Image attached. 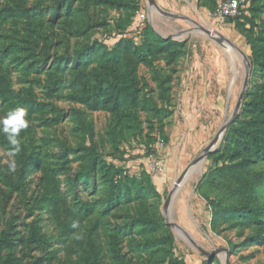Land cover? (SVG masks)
Here are the masks:
<instances>
[{
	"label": "rangeland",
	"instance_id": "rangeland-1",
	"mask_svg": "<svg viewBox=\"0 0 264 264\" xmlns=\"http://www.w3.org/2000/svg\"><path fill=\"white\" fill-rule=\"evenodd\" d=\"M59 1L0 0V10L8 14L0 24V46L14 42L17 47L3 62L10 96L0 104V115L18 107L11 104L29 101V127L20 139L27 154L40 158L37 168L22 173V160L15 156L17 169L9 172L10 146L0 134V236L8 234L18 264H82L93 223L104 264H158L159 252L152 253L145 241L167 235L171 254L187 264H263L264 242L247 243L253 229L244 227L239 216L217 220L212 230L211 205L204 197L240 205L235 178L223 172L220 166L226 162L218 156L230 123L238 114L244 117L250 93L264 94L260 71L250 72L249 40L255 30L243 15L232 22L219 18L216 11L222 0H152L150 6L149 0H138L134 13L89 0L75 3L68 14ZM255 5L257 9L243 14L258 25L264 22V0ZM142 10L145 25L161 38L181 42L182 51L173 63L158 60L139 66L141 99L134 115L141 132L133 134L127 109L117 116L72 97L71 66L75 55L89 47H110L124 37L138 43ZM233 46L249 64L243 94L244 58ZM238 59L242 69L235 72ZM60 60L63 71L55 69ZM99 62L100 57L93 58L87 68L89 90L100 83L92 75ZM159 78H169L171 97L160 135L153 131L158 120L149 108L164 107ZM152 134L166 142L157 152L164 168L161 175L149 173L145 150L152 144L156 151L149 140ZM108 164L120 169L121 193L129 190L131 197L105 211ZM255 166L262 169L264 163ZM86 172L88 181H79ZM125 173L139 179L144 195L134 194L135 186L123 179ZM147 174L157 194L145 186ZM50 181L57 183V197L50 196ZM258 189L264 199V180ZM142 208L155 224L151 230L138 223ZM73 221L79 228L71 227ZM33 225L39 226L38 241ZM78 233H83L82 239L75 238Z\"/></svg>",
	"mask_w": 264,
	"mask_h": 264
},
{
	"label": "trees",
	"instance_id": "trees-1",
	"mask_svg": "<svg viewBox=\"0 0 264 264\" xmlns=\"http://www.w3.org/2000/svg\"><path fill=\"white\" fill-rule=\"evenodd\" d=\"M79 1L89 0H60L59 4L66 13H69L71 7ZM96 3L109 6L117 11L124 9L126 12L134 13L138 8V0H95ZM257 0H249L247 6L242 10L241 16L246 22L250 24V30L254 31L253 39L249 40L251 45V73H255L256 69L260 71L263 77L264 85V22L261 21L258 25L255 24L254 19L246 16L245 13L250 10L257 9L255 5ZM54 7V6H53ZM58 5L53 9L56 12ZM6 11L11 10L5 8ZM20 13H24V9H19ZM35 12H37L35 10ZM8 14H4L0 10V24L1 21ZM240 16V15H239ZM239 16L234 18H226V22H232ZM146 21V20H145ZM139 42L136 43L132 37L120 38L117 42L113 43L110 47L98 46L97 48L89 47L82 52L77 53L71 66L73 77L70 81L71 88L73 89V98L85 102L91 109H106L111 113L119 116L120 111L127 109V117L129 124L132 126V133H140V123L135 117L134 112L138 109L141 99L139 89L138 69L142 65H151L155 61L163 60L166 63H173L182 51V43L171 38H161L151 26L144 22L143 27L139 28ZM250 38V37H249ZM17 51L16 44L10 42L6 47L0 46V104L7 103L10 96V82L3 69V62L6 55ZM100 57L99 65L92 71L93 76L99 77V84L89 90V78L87 77L90 60ZM64 62L60 60L55 65V69L63 71L65 69ZM169 78H159L158 86L159 97L164 104V107L159 109L149 106L154 110V116L158 120L157 128H153L156 133L163 131V114L168 115L170 102V86ZM250 99L244 104L243 118H239V114L230 123L229 129L224 136V147L218 159L223 160L224 164L220 166L223 172L228 175H233L235 184L233 188L240 195V205H233L232 202L226 199L214 200L204 195L205 199L211 205V219L210 225L212 230H216V221L225 219L232 215L240 217V223L244 227L252 228L253 233L249 236L247 243L264 242V199L260 197L261 192L258 189L259 184L264 180V168L259 169L256 163H264V94L250 93ZM18 105L27 110V119L30 117L31 105L29 101L23 100L20 103L16 102L11 105ZM150 105V104H149ZM143 106H148L147 102L143 100ZM14 108H17L16 106ZM13 108V109H14ZM130 126V127H131ZM156 134L149 137L151 142H156ZM165 141V138L160 137ZM22 150L17 154V158L22 160V173H30L37 168L40 163L38 156L26 153V146L21 141ZM153 151L152 144H148L145 152L149 155ZM89 157H91L89 155ZM94 157V156H93ZM92 157V160H93ZM105 184L107 187L106 194V210L115 207L122 200L130 199L131 194L129 190L121 193V184L117 177L120 169L114 165L108 164L106 168ZM89 173H81L78 176L79 181L87 182ZM124 181H130L134 186V194L136 196L144 195V189L140 185L139 179L132 178L129 174L125 173L123 176ZM146 187L149 186L150 191L158 193L154 186L151 184L150 176L146 175ZM48 190L51 197H57L58 186L55 181H50ZM88 211V210H86ZM138 223L143 228L149 230L155 227L152 219L149 217L145 208L141 209L140 218ZM97 231V225L92 224L91 231H89V240L87 247L82 249V264H104L102 261L99 247L95 241L93 233ZM33 236L38 241L39 226L33 225ZM97 234V233H96ZM95 234V236H96ZM171 242L170 236H163V238H150L145 241L148 247L151 248L152 253L159 252L156 256L158 264H187L182 259L175 257L171 254L166 246L167 242ZM157 243V244H156ZM12 242L8 234L0 236V264H18L17 257L12 254ZM233 246V245H232ZM156 247V248H153ZM8 250L5 255L4 251ZM264 264V263H263Z\"/></svg>",
	"mask_w": 264,
	"mask_h": 264
},
{
	"label": "clouds",
	"instance_id": "clouds-1",
	"mask_svg": "<svg viewBox=\"0 0 264 264\" xmlns=\"http://www.w3.org/2000/svg\"><path fill=\"white\" fill-rule=\"evenodd\" d=\"M27 115V110L23 107L14 108L0 115V134H3L7 144L10 146L7 152V155L11 157L7 161L9 172L14 173L17 169L15 156L22 150L20 134L29 127ZM71 227L73 229L79 228V222L73 221ZM75 238L82 239L83 233L76 234Z\"/></svg>",
	"mask_w": 264,
	"mask_h": 264
},
{
	"label": "built area",
	"instance_id": "built-area-1",
	"mask_svg": "<svg viewBox=\"0 0 264 264\" xmlns=\"http://www.w3.org/2000/svg\"><path fill=\"white\" fill-rule=\"evenodd\" d=\"M249 0H222L217 7L216 15L225 20L226 18H234L241 15L242 10L247 6ZM147 15L144 10H142L138 15V29L143 27ZM166 145V142L157 137V140L154 145L156 151L149 153V173L152 175H161L164 172L163 164L161 161L160 155L157 152H160Z\"/></svg>",
	"mask_w": 264,
	"mask_h": 264
},
{
	"label": "water",
	"instance_id": "water-1",
	"mask_svg": "<svg viewBox=\"0 0 264 264\" xmlns=\"http://www.w3.org/2000/svg\"><path fill=\"white\" fill-rule=\"evenodd\" d=\"M148 3H149V1H148ZM153 3V2H152ZM149 6H150V4H149ZM149 9V8H148ZM170 38V37H169ZM171 38H173V37H171ZM233 49L234 50H237V52H239L238 51V49L237 48H235L234 46H233ZM240 53H242V52H240ZM243 54V53H242ZM244 55V54H243ZM244 57H245V55H244ZM246 58V57H245ZM248 66H249V64L247 63V67H246V70H245V77H244V81H243V89L241 90V94H243V92H244V90H245V85H246V79H247V72H248ZM210 149V147H208V148H206L200 155H199V157L195 160V161H199L200 159H202L205 155H206V153L208 152V150Z\"/></svg>",
	"mask_w": 264,
	"mask_h": 264
},
{
	"label": "bare ground",
	"instance_id": "bare-ground-1",
	"mask_svg": "<svg viewBox=\"0 0 264 264\" xmlns=\"http://www.w3.org/2000/svg\"><path fill=\"white\" fill-rule=\"evenodd\" d=\"M151 3H152V0H149V4L151 5ZM239 54H241V56L244 58V65H245V69H246V67H247V61H246V58L244 57V55L242 54V53H240L239 52ZM241 56H240V58H241ZM243 60V59H242ZM241 63H243L242 61H240L239 59L238 60H235V64H234V66H235V72H240L241 71ZM245 77V76H244ZM242 89H243V87H242ZM241 89V90H242ZM224 126H225V124H223V126H222V128H224ZM221 128V129H222Z\"/></svg>",
	"mask_w": 264,
	"mask_h": 264
}]
</instances>
